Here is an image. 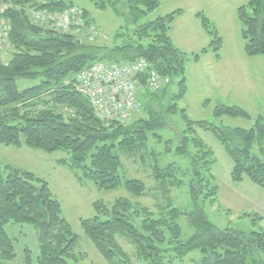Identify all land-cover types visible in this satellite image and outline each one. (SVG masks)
<instances>
[{
	"label": "trees",
	"instance_id": "obj_1",
	"mask_svg": "<svg viewBox=\"0 0 264 264\" xmlns=\"http://www.w3.org/2000/svg\"><path fill=\"white\" fill-rule=\"evenodd\" d=\"M7 1L9 6L0 13V146L27 145L45 152L69 151L71 157L60 162L74 171L79 170L76 176L80 182L89 180L105 190L124 187L135 196H143L145 183L122 175V160L117 150L144 158L145 148L141 146L146 142L147 131L162 125L158 112L151 111L149 118L138 117L131 122L102 119L89 98L77 89V75L98 61L126 62L143 57L161 76H181L175 103L169 108L170 112L176 113L178 101L187 92L186 53L174 44L169 32L183 9L139 25L136 28L138 43L113 49L116 54L106 58L98 57L96 47L99 46L81 43L71 33L37 25L26 10L28 6L36 5L60 9L65 6L63 2L48 1L39 5L35 0H0V4ZM128 2L130 12L138 22L158 8L161 0ZM95 4L106 7L104 2L96 1ZM83 10L92 22L89 12ZM196 15L212 40L193 54V62H199L209 50H213L219 60L223 40L217 27L203 12ZM238 18L242 23L245 54L264 56V0H248L246 5L238 7ZM149 37L150 41L144 44L143 40ZM8 54V60H5ZM119 55L125 57H115ZM38 77L41 78L38 84L24 90L17 88V78L31 80ZM139 93L144 96L155 94L144 83ZM184 113L182 110L189 130H193L192 124H199L212 130L222 141L233 160V179L239 181L249 177L264 188V115L259 114L254 126L245 129L192 121ZM216 114L249 116L237 106L226 105H218ZM185 138L184 148L178 147V150L191 158L190 193L195 202L185 211L195 230L191 237H182L177 222L182 212L173 206L170 196L172 189L185 182L187 171L173 164L161 168L156 153L152 174L159 194L168 201L158 202V212L128 198H118L113 203L96 201L94 206L98 215L81 219L84 233L110 264H135L131 254L119 242V235L134 245L135 256L144 264L182 262L195 250L202 253L198 264H264V216L255 215L254 224L263 222V225L247 235L216 227L197 201L202 193L204 200L211 204L218 200V185L212 172L216 158L198 138L193 139L198 147L196 151H189V140L187 136ZM61 212L62 205L53 196L46 180L21 167L0 165V258L15 256L13 241L5 228L8 222L32 223L39 229L40 223L47 221L46 241L40 243V256L35 264H72L71 260L77 258L79 236ZM99 215L108 218L101 220ZM25 254L26 263L33 264L28 248Z\"/></svg>",
	"mask_w": 264,
	"mask_h": 264
},
{
	"label": "rangeland",
	"instance_id": "obj_2",
	"mask_svg": "<svg viewBox=\"0 0 264 264\" xmlns=\"http://www.w3.org/2000/svg\"><path fill=\"white\" fill-rule=\"evenodd\" d=\"M70 1L89 12L98 34L93 39L92 36L95 34L86 35V30L80 31L81 25L72 27L70 33L75 35L81 43L99 46L96 47L98 57L106 58L116 54L112 51L113 49L137 44L136 28L139 25L177 9H183L182 14L173 22L169 35L186 53V79L188 80H186L187 92L178 101L176 113L170 112L169 108L175 103V95L179 92L181 76L178 74L164 77L166 79L163 86L158 91H154V95L140 94L138 111L132 119L125 121L131 122L138 117L149 118L151 111H156L162 122L160 127L147 131L146 142L141 146L145 148L143 149L144 158L117 150L122 160V175L141 179L145 183L146 193L143 196H135L124 187L105 190L98 188L89 180L80 182L76 176L79 170L74 171L60 162L62 159L71 157L69 151L45 152L27 145L0 146L2 167L13 165L27 169L49 183L53 196L62 205L61 215L68 220L74 233L79 236L75 252L77 258L71 260V263L110 264L86 236L81 225V219L98 215L94 202L113 203L118 198H128L134 203H141L154 212H158L160 205L158 202L164 204L168 201L165 196L159 194L152 174V165L156 160L154 153L157 154V164L161 168L173 164L187 171L184 177L185 182L181 187L172 189L170 196L173 206L182 212L177 217L182 237L188 239L194 234L195 230L185 214V211L190 210L195 202L190 193L191 158L178 150V147L184 148L186 136L189 140V151H196L198 147L193 139L198 138L216 158V162L212 165V172L218 185V200L211 204L204 200L203 193L197 198L211 222L219 229L230 228L236 233L246 235L258 230L263 222L254 224L253 219L256 214L264 216V188L254 183L249 177L239 181L233 179V160L222 141L212 130L200 127L199 124H192L193 130H189L190 125L182 114V110H185L192 121H207L219 127L245 129L254 126L259 114L264 115V56L245 54L242 23L238 18V7L246 5L248 0H161L158 8L146 14L138 22L130 12L128 0ZM96 1L104 2L106 7H98L95 4ZM31 8L33 7L28 6L27 12ZM197 12H203L211 19L223 40V47L220 50L223 60L220 62L215 61L213 50H209L207 58H203L198 64L192 60L193 54L199 52L212 40V36L204 30L200 18L196 15ZM150 39L149 37L143 40V43L147 44ZM8 56L9 54L4 57L5 60H8ZM115 57L124 58L125 55ZM40 80V77L31 80L17 78L16 85L19 90H24L38 84ZM218 105L237 106L248 112L249 116L217 115ZM254 152H258L256 146ZM262 157L264 158V155ZM169 209L166 208V210ZM99 217L101 220L108 218L104 215ZM5 228L13 241L15 256L11 259L0 258V264H27L26 248L31 252L32 263H37L40 256L39 229L32 223L20 224L12 221L8 222ZM118 240L131 254L135 264H144L135 256L134 245L120 235ZM201 257V251L195 250L182 262H166L165 264H198Z\"/></svg>",
	"mask_w": 264,
	"mask_h": 264
},
{
	"label": "built area",
	"instance_id": "obj_3",
	"mask_svg": "<svg viewBox=\"0 0 264 264\" xmlns=\"http://www.w3.org/2000/svg\"><path fill=\"white\" fill-rule=\"evenodd\" d=\"M6 8L0 4V13ZM31 16L37 23L64 32L84 23L77 7L54 12L32 10ZM142 79L154 89L162 85L160 75L149 69L145 59L122 64L99 62L77 75V89L90 99L101 118L127 121L139 108L138 84Z\"/></svg>",
	"mask_w": 264,
	"mask_h": 264
},
{
	"label": "water",
	"instance_id": "obj_4",
	"mask_svg": "<svg viewBox=\"0 0 264 264\" xmlns=\"http://www.w3.org/2000/svg\"><path fill=\"white\" fill-rule=\"evenodd\" d=\"M48 227H49V224L47 221H42L40 223V225H39V241H40V243H45Z\"/></svg>",
	"mask_w": 264,
	"mask_h": 264
},
{
	"label": "crops",
	"instance_id": "obj_5",
	"mask_svg": "<svg viewBox=\"0 0 264 264\" xmlns=\"http://www.w3.org/2000/svg\"><path fill=\"white\" fill-rule=\"evenodd\" d=\"M183 11H184V10H183ZM197 13H198V12H197ZM197 13H196V14H197ZM210 20H211V19H210ZM171 28H172V27H171ZM170 37H171V36H170ZM171 38H172V37H171ZM172 40H173V38H172ZM173 42H174V44L176 45V43H175V41H174V40H173ZM176 46H177V45H176ZM177 47H178L179 49H181V50H182V48H181V47H179V46H177ZM203 47H205V46H203ZM203 47H202V48H203ZM243 48H244V47H243ZM182 51H183V50H182ZM208 54H209V53H206V54H204V55L202 56L201 60H203V58H207ZM214 54H215V53H214ZM215 56H216V55H215ZM215 56H214V59H215V61H216V62H220V61H222V60H223L221 55H220V59H219V60H217ZM201 60H200L199 62H197V64H198V63H200V62H201ZM209 61H210V60H209ZM186 80H187V79H186ZM187 81H188V80H187Z\"/></svg>",
	"mask_w": 264,
	"mask_h": 264
}]
</instances>
